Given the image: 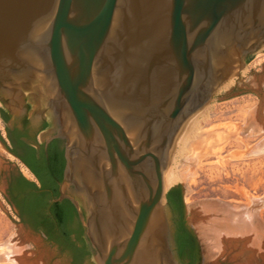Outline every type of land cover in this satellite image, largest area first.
Listing matches in <instances>:
<instances>
[{
    "label": "water",
    "instance_id": "water-1",
    "mask_svg": "<svg viewBox=\"0 0 264 264\" xmlns=\"http://www.w3.org/2000/svg\"><path fill=\"white\" fill-rule=\"evenodd\" d=\"M263 43L264 0H0V99L55 125L66 164L52 202L83 197L100 264H179L173 144L219 68Z\"/></svg>",
    "mask_w": 264,
    "mask_h": 264
},
{
    "label": "rangeland",
    "instance_id": "rangeland-1",
    "mask_svg": "<svg viewBox=\"0 0 264 264\" xmlns=\"http://www.w3.org/2000/svg\"><path fill=\"white\" fill-rule=\"evenodd\" d=\"M235 58L219 68L217 88L176 138L168 163L179 181L167 189H179L201 264H264V43ZM26 90L36 98L34 109L46 106L32 84ZM1 109L7 108L0 99ZM6 130L0 116V134ZM11 172L33 179L0 141V264H100L85 232L83 197L68 191L79 218L46 239L23 226L5 197Z\"/></svg>",
    "mask_w": 264,
    "mask_h": 264
},
{
    "label": "flooded vegetation",
    "instance_id": "flooded-vegetation-1",
    "mask_svg": "<svg viewBox=\"0 0 264 264\" xmlns=\"http://www.w3.org/2000/svg\"><path fill=\"white\" fill-rule=\"evenodd\" d=\"M31 109L24 106L25 113L22 115H10L9 109L0 111L7 127L6 136L0 134L1 143L33 176L32 180H28L11 172L6 179L4 194L23 226L49 239L60 234V230L68 227L74 218H79V212L68 199L52 202L60 195L66 164L63 141L58 138L39 140L41 132L48 128L49 121L45 117L46 111L41 116L33 115L30 118ZM169 206L171 212H175L172 221L175 232L171 234V246L176 261L179 264H201V244L186 221L181 198L173 194Z\"/></svg>",
    "mask_w": 264,
    "mask_h": 264
},
{
    "label": "bare ground",
    "instance_id": "bare-ground-1",
    "mask_svg": "<svg viewBox=\"0 0 264 264\" xmlns=\"http://www.w3.org/2000/svg\"><path fill=\"white\" fill-rule=\"evenodd\" d=\"M233 51V52H232ZM229 56H232L233 54H234V50H231V51H229ZM235 59H237V58H235ZM234 60V59H233ZM232 60V61H233ZM237 62V61H236ZM235 65V64H234ZM232 70H234V68L232 69ZM231 70V71H232ZM233 82V77L231 78V79H229L228 81H226V82H223L222 83V85L225 87V86H228L229 84L231 85V83ZM221 85V86H222ZM229 87V86H228ZM204 109V108H203ZM202 109V110H203ZM201 110V111H202ZM200 111V112H201ZM200 112H198L197 114H195L194 116H192L189 120H187L188 122H187V125H186V127L185 128H183L182 127V129L180 130V132L177 134V139L179 140L181 137V135H183V130L184 129H186L189 125L191 126L192 125V123L194 122V120L195 119H197V116H198V114L200 113ZM186 124V123H185ZM184 124V125H185ZM179 135V136H178ZM175 142H176V139H175ZM173 159V158H172ZM175 159V158H174ZM176 160V159H175ZM174 160V161H175ZM172 163H174V162H172ZM174 166V165H173ZM175 170H173L172 169V167H171V164H169V165H167V167H166V169H165V171H164V173H163V180H164V187H165V190L168 188V187H170V186H172V185H174L175 183H177L178 181H179V176L177 175V173L176 172H174Z\"/></svg>",
    "mask_w": 264,
    "mask_h": 264
},
{
    "label": "crops",
    "instance_id": "crops-1",
    "mask_svg": "<svg viewBox=\"0 0 264 264\" xmlns=\"http://www.w3.org/2000/svg\"><path fill=\"white\" fill-rule=\"evenodd\" d=\"M15 115H19L18 113H14ZM55 130V126L51 125L50 123L48 124V128H46L44 131L41 132L40 136H39V140L41 141H50L51 139H53V133ZM41 237H44L42 234Z\"/></svg>",
    "mask_w": 264,
    "mask_h": 264
},
{
    "label": "trees",
    "instance_id": "trees-1",
    "mask_svg": "<svg viewBox=\"0 0 264 264\" xmlns=\"http://www.w3.org/2000/svg\"><path fill=\"white\" fill-rule=\"evenodd\" d=\"M172 191H173V190H172ZM171 193H172V192H169V199H170V202H171V196H170ZM182 204L184 205L183 201H182Z\"/></svg>",
    "mask_w": 264,
    "mask_h": 264
}]
</instances>
